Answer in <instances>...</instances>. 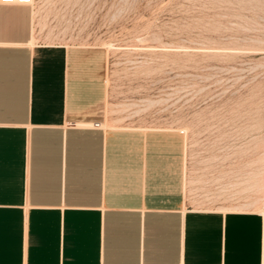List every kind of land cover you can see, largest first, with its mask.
I'll list each match as a JSON object with an SVG mask.
<instances>
[{
  "label": "crops",
  "instance_id": "1",
  "mask_svg": "<svg viewBox=\"0 0 264 264\" xmlns=\"http://www.w3.org/2000/svg\"><path fill=\"white\" fill-rule=\"evenodd\" d=\"M31 20L0 5V264H261L263 215L187 204L184 132L106 125L105 49Z\"/></svg>",
  "mask_w": 264,
  "mask_h": 264
},
{
  "label": "rangeland",
  "instance_id": "2",
  "mask_svg": "<svg viewBox=\"0 0 264 264\" xmlns=\"http://www.w3.org/2000/svg\"><path fill=\"white\" fill-rule=\"evenodd\" d=\"M30 9L33 44L105 49L106 125L186 129L187 204L256 212L264 0H33Z\"/></svg>",
  "mask_w": 264,
  "mask_h": 264
},
{
  "label": "built area",
  "instance_id": "3",
  "mask_svg": "<svg viewBox=\"0 0 264 264\" xmlns=\"http://www.w3.org/2000/svg\"><path fill=\"white\" fill-rule=\"evenodd\" d=\"M32 3L33 0H0V5H22L29 8L31 7ZM92 126H97V124L94 123Z\"/></svg>",
  "mask_w": 264,
  "mask_h": 264
},
{
  "label": "bare ground",
  "instance_id": "4",
  "mask_svg": "<svg viewBox=\"0 0 264 264\" xmlns=\"http://www.w3.org/2000/svg\"><path fill=\"white\" fill-rule=\"evenodd\" d=\"M181 131H183L184 133H186V129H182ZM262 196H261V205L256 209V212L261 213L264 217V167H263V177H262ZM222 211H227V210H231V209H221ZM233 211V210H231ZM237 211V210H236Z\"/></svg>",
  "mask_w": 264,
  "mask_h": 264
}]
</instances>
